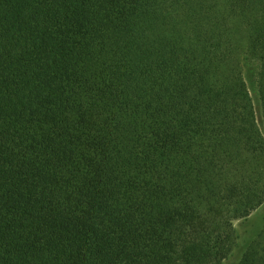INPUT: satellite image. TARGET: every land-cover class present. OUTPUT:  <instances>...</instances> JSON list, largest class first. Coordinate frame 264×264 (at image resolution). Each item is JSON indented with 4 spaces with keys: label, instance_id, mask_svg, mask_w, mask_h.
Instances as JSON below:
<instances>
[{
    "label": "trees",
    "instance_id": "obj_1",
    "mask_svg": "<svg viewBox=\"0 0 264 264\" xmlns=\"http://www.w3.org/2000/svg\"><path fill=\"white\" fill-rule=\"evenodd\" d=\"M244 67L264 129V0H0V264H221L264 204Z\"/></svg>",
    "mask_w": 264,
    "mask_h": 264
},
{
    "label": "rangeland",
    "instance_id": "obj_2",
    "mask_svg": "<svg viewBox=\"0 0 264 264\" xmlns=\"http://www.w3.org/2000/svg\"><path fill=\"white\" fill-rule=\"evenodd\" d=\"M244 77L246 84L256 109V117L258 125L263 129V121L260 113V105L257 96V89L255 84L254 70L244 67ZM236 230V242L230 255L221 264H237L249 243L255 238L258 232L264 225V204L258 207L245 219L233 221Z\"/></svg>",
    "mask_w": 264,
    "mask_h": 264
}]
</instances>
